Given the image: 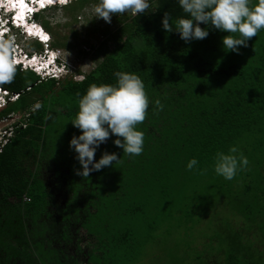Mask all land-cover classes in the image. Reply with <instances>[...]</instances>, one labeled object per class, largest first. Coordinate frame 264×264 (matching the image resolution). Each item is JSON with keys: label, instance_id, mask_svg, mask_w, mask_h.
<instances>
[{"label": "trees", "instance_id": "obj_1", "mask_svg": "<svg viewBox=\"0 0 264 264\" xmlns=\"http://www.w3.org/2000/svg\"><path fill=\"white\" fill-rule=\"evenodd\" d=\"M90 1L74 2L82 8ZM150 3L142 15L131 16L129 12L118 17V29L107 33L96 49L102 54L101 60L83 79L64 80L60 98L59 94H53L56 80L60 79H43L30 69L21 70L20 66L14 81L3 87L11 100L0 109V120L11 114H19L21 119L6 129L5 133L10 134H5L0 141V264H120L121 257L119 260L116 255L108 257L107 252L122 249L131 236L128 231L122 236L103 232V238H109L101 248L95 249L99 233L86 228L85 250L76 222L62 230L59 225L46 230L44 222L50 200L38 171L42 160L47 159L39 158V151L35 152L26 143L34 139L43 142L53 113L50 105L66 108L72 119L78 110L77 95H83L93 83L114 84L116 71L135 73L142 79L149 107L144 122L138 125L144 132L143 153L130 157L116 147L118 151L114 149V152H118L121 162L116 164L115 172L130 171L133 158L134 175L145 181L153 179L147 187L155 184L159 191L169 188L168 183L177 182L171 196L168 192L160 193L165 201L171 199L177 229L187 235L189 232L200 235L193 245L201 251L200 261H204V252L209 247L214 264H258V253L264 254V249L258 247L260 237L253 235L257 230L264 234V215L254 217L251 210L254 202L251 197H255L254 211L257 206V215L264 214L261 206L264 203V43L262 50L256 49L258 44L253 37L239 53L225 52L222 37L228 33L212 28L208 29L205 39L186 43L178 33L166 32L161 24L166 12L172 21L186 16L176 0H151ZM36 18L42 19V25L54 34L48 21L40 14ZM200 26L205 27L202 22ZM61 40L56 37L52 45H62ZM37 43L34 46L41 51L43 47ZM32 93L38 96L27 102ZM157 99L163 108L153 114V101ZM36 103L40 104L39 109L35 108ZM71 131L73 135L80 134L76 128ZM16 136L24 143L16 153L7 156L8 146ZM233 145L249 163L229 181L216 175L212 165L217 152L227 153ZM192 158L198 164L193 170H187L186 164ZM94 159L97 160L95 156ZM73 160V166H66L72 171L73 167L80 168L74 157ZM36 166L38 170L34 172ZM68 185L73 192V182ZM160 193H155L156 199ZM25 194L28 201L24 200ZM75 198L69 201L74 214L77 213ZM222 207L228 211L225 216L222 211L218 212ZM163 208L164 203L160 210ZM112 212L116 215L118 211ZM238 216L241 218L233 221ZM89 220L91 217L85 223ZM52 222L55 225L57 218ZM250 224L254 225L252 229ZM147 225L155 230L160 225L171 227L164 222ZM109 227L110 220L103 221V229ZM172 228L168 230L169 235Z\"/></svg>", "mask_w": 264, "mask_h": 264}, {"label": "clouds", "instance_id": "obj_2", "mask_svg": "<svg viewBox=\"0 0 264 264\" xmlns=\"http://www.w3.org/2000/svg\"><path fill=\"white\" fill-rule=\"evenodd\" d=\"M0 0V109L11 100L3 89L10 85L17 74V66L30 69L42 78L60 79L73 69L59 59L55 48H51L52 34L36 18L41 12L61 6H68L74 0ZM76 1V0H75ZM186 16L172 21L169 13L162 18V28L166 32H176L186 43L203 40L209 35V28L226 32L222 37L225 52L239 53L241 47H247L251 38L264 29V0H176ZM150 7V0H96L91 12L93 17L111 22L112 14L142 15ZM22 16L29 26L19 25ZM201 22L204 28L200 26ZM33 31L31 33L30 31ZM36 40L43 49L33 55L19 49L17 38ZM8 37V38H6ZM44 37H47L45 39ZM52 50H51V49ZM54 50V51H53ZM35 61L37 65L33 66ZM40 71L43 72L40 73ZM114 84H90L83 95H77L78 110L69 120L72 126L80 130L73 135L69 148L75 153L74 159L80 165L75 174L87 178L92 172H99L105 167L121 162L117 153L103 152L98 160L94 155L101 144L110 136L112 142L123 150V154L137 157L143 153L144 132L138 129L146 118L149 99L142 79L135 73L116 71ZM154 113L162 110L160 100L153 101ZM40 104L35 105L39 109ZM6 132V130H5ZM7 133L0 131V141ZM248 159L235 146H230L227 153L215 154L213 171L225 180H232L238 171L248 166ZM198 161L190 159L187 170H193Z\"/></svg>", "mask_w": 264, "mask_h": 264}, {"label": "rangeland", "instance_id": "obj_3", "mask_svg": "<svg viewBox=\"0 0 264 264\" xmlns=\"http://www.w3.org/2000/svg\"><path fill=\"white\" fill-rule=\"evenodd\" d=\"M74 1L68 6L54 7L41 12L42 18L49 22L51 30L54 33H51V48H55V53L66 64V67L71 66L70 68L73 69V72H69L67 76H62L60 80H56L57 83L53 94H59V98L61 97L62 90L61 83L70 78L78 81L83 79L84 75L89 73L102 58V54H98L96 49L105 39V35L116 31L120 26L118 17L121 14H112L110 23H106L102 18L93 17L91 9L95 5L96 0L86 3L82 8ZM125 14H129V12ZM130 15L133 16L131 12ZM41 21L42 19L39 20V22ZM55 35L62 38V45H52L56 39ZM255 38L258 44L255 46L256 49L260 48L258 50H262L264 29L259 31ZM17 41L19 49H23L28 54L33 55L38 53L39 55L41 53L34 46L38 44L36 40L25 39L18 35ZM40 73L43 74L42 71ZM35 95V93H32L26 101L31 102L30 99H33ZM49 109H52L53 113L49 116L47 132H45V138L42 139L43 142L40 143L34 139L33 141L28 140L26 143L31 148H34L35 152L39 151V158L46 157L47 160L44 159L45 162L58 161L59 164L62 162L66 166H73L75 163L73 160L75 153L69 148V141L73 136L71 130L75 128L69 121L71 117L66 113V108L57 109L56 105H50ZM20 119L19 114H11L6 118H2L0 120V131L4 134L5 130L12 123L20 121ZM77 131L80 130L77 129ZM9 134L10 132L6 136ZM114 139L116 137L111 136L104 146H100L97 149L94 155L97 160L105 151L108 153H113L114 149L118 151L117 146L112 142ZM22 143L24 141L20 140L18 136L13 138L11 144L8 146L7 156L16 153V150L20 149ZM131 161L130 171L123 169L116 173V164L113 162V166L105 167L101 171L93 172L88 176L90 181L97 185L90 193L91 202L97 210L94 214H91V221L89 220V222L85 223V228L99 233L97 243L95 245L93 243L95 249L101 248L107 242V238H109L107 237L105 240L103 232H112L113 234L122 236V233L128 231L131 233V236L128 237L129 241L124 244V247L120 250L112 249L107 252L108 257L113 256L114 258L116 255L118 256V260L121 257L120 264H214L211 260L213 253L210 252V247L204 252L203 260L205 261L206 258L207 262L205 263L198 259V254L201 251L193 245L197 244L200 235H193V232H189L187 235L185 234L187 232L177 229L178 221L175 219L177 215L176 212L173 214L171 211V199L165 201L166 199L162 198L163 194L160 192H168L171 196L172 187L175 191L174 187L177 182L175 181L173 185L172 181V183H168L169 188L160 189L159 191L155 184L154 186L147 187L153 179L149 181L138 179L134 175V168L131 167L135 161L133 158H131ZM37 183L40 185L41 181ZM101 191L103 194H101ZM157 192L160 193V196L156 199L155 193ZM251 198L254 199V202H251L253 203L251 210L254 212V217L258 218V216L264 215L262 213L257 215L258 207L256 206L257 211L253 209L257 198ZM163 203L164 208L160 210ZM166 205L167 209L165 208ZM173 206H177L176 203ZM261 206L264 207V203H261ZM114 208L118 211L116 215L112 212L115 210ZM218 212L223 213L224 216L228 214V211L225 212V207H222ZM115 218L117 223L115 222ZM240 218L239 216L234 217L233 221L236 222ZM101 220L102 222H100ZM106 220H110L111 227L103 229V221ZM211 221L212 218L208 220L209 223ZM149 222L154 225L164 222L165 224H170L171 227L165 225V228H163V225H160L158 226V230L150 229L147 225ZM262 223L258 225V229ZM253 226L250 224L251 229ZM171 228L172 233L169 235L168 230ZM204 228H209L207 223ZM202 232L204 233L205 230ZM222 235L224 234L222 233ZM253 235L260 237L259 245L257 243L256 246L258 245L260 249H264V234L257 230ZM258 255V264H264V254L260 255L258 253Z\"/></svg>", "mask_w": 264, "mask_h": 264}, {"label": "flooded vegetation", "instance_id": "obj_4", "mask_svg": "<svg viewBox=\"0 0 264 264\" xmlns=\"http://www.w3.org/2000/svg\"><path fill=\"white\" fill-rule=\"evenodd\" d=\"M45 162L42 160L40 163L38 177L44 183L46 192H48L50 205L48 206V214L45 218V228L47 231H51L54 226H61L62 230L67 224L77 223L79 226V234L82 236L80 239L85 250H87V229L85 228V222L88 218L96 212L91 202L90 193L94 189L95 183L90 181L89 177L85 178L75 174V170L78 167H73V171L66 168L62 162ZM57 165V166H56ZM38 170V167L36 166ZM93 173V172H92ZM90 173V175L92 174ZM97 174V173H96ZM73 182L74 194L69 191V183ZM59 187V189H57ZM98 192V191H96ZM73 199L74 207L77 213L71 212L69 201ZM53 218H57V222H52ZM85 230V231H84Z\"/></svg>", "mask_w": 264, "mask_h": 264}, {"label": "bare ground", "instance_id": "obj_5", "mask_svg": "<svg viewBox=\"0 0 264 264\" xmlns=\"http://www.w3.org/2000/svg\"><path fill=\"white\" fill-rule=\"evenodd\" d=\"M19 19H22V20L19 21V25H23V26L25 25V26L29 27V26L25 23V21L23 20V17H22V16H20ZM30 32L33 33L32 30H31ZM32 62H34V63L31 64V65H33V66L37 65V62H35V61H32Z\"/></svg>", "mask_w": 264, "mask_h": 264}, {"label": "crops", "instance_id": "obj_6", "mask_svg": "<svg viewBox=\"0 0 264 264\" xmlns=\"http://www.w3.org/2000/svg\"><path fill=\"white\" fill-rule=\"evenodd\" d=\"M35 171H36V168L34 167V172H35ZM24 200H27V201L29 200V198L27 197L26 194L24 195Z\"/></svg>", "mask_w": 264, "mask_h": 264}, {"label": "built area", "instance_id": "obj_7", "mask_svg": "<svg viewBox=\"0 0 264 264\" xmlns=\"http://www.w3.org/2000/svg\"><path fill=\"white\" fill-rule=\"evenodd\" d=\"M15 96L14 97H17V95L16 94H14ZM0 151H1V149H0Z\"/></svg>", "mask_w": 264, "mask_h": 264}, {"label": "snow or ice", "instance_id": "obj_8", "mask_svg": "<svg viewBox=\"0 0 264 264\" xmlns=\"http://www.w3.org/2000/svg\"><path fill=\"white\" fill-rule=\"evenodd\" d=\"M45 39H47V37H44Z\"/></svg>", "mask_w": 264, "mask_h": 264}]
</instances>
